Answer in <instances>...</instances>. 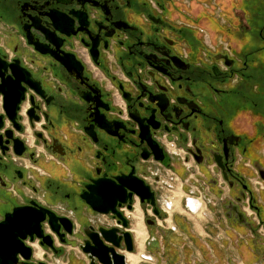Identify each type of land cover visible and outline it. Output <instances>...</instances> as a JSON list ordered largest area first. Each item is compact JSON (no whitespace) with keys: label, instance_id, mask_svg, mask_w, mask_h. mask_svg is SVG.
I'll return each mask as SVG.
<instances>
[{"label":"flooded vegetation","instance_id":"af4514ba","mask_svg":"<svg viewBox=\"0 0 264 264\" xmlns=\"http://www.w3.org/2000/svg\"><path fill=\"white\" fill-rule=\"evenodd\" d=\"M169 3L0 0V224L16 208L28 207L70 221L74 230L76 224L85 225L81 230L98 229L87 215H102L81 199L86 186L104 174L114 179L130 173L154 193L159 215L139 203L151 216L146 219L153 222L150 227L166 219L159 190L176 186L173 173H209L207 185L220 189L237 184L244 191L242 201L258 216L249 185L236 171L248 145L228 128L227 118L230 102L234 109L255 107L264 118V67L251 74L249 60L228 41L215 46L189 42L186 27L192 26L174 21ZM207 6L219 18L216 0ZM258 34L262 47L253 52L261 56L264 26ZM70 55L80 73L61 63ZM14 64L39 84L41 95L15 80ZM235 98H242L241 106ZM71 107L80 109L82 117L73 121ZM31 109L38 121L30 119ZM97 117L104 118L105 129L98 126ZM143 133L148 134L141 138ZM150 140L162 149L163 161L154 159ZM165 173H172L168 180ZM137 201L134 198L130 229L126 206L119 208L128 220L126 229L112 216H103L111 218L112 226L101 227L130 230L140 253L137 224L145 235L146 230ZM48 220L45 215L40 226L50 246L35 235L23 232L22 238L18 228H12L2 235L6 242H0L5 247L0 264H57L64 247L75 241L74 233L60 229V238ZM15 235L16 242L9 243ZM80 237L78 247L86 239L83 232ZM138 253H125L126 262L135 264Z\"/></svg>","mask_w":264,"mask_h":264},{"label":"crops","instance_id":"0c3cea01","mask_svg":"<svg viewBox=\"0 0 264 264\" xmlns=\"http://www.w3.org/2000/svg\"><path fill=\"white\" fill-rule=\"evenodd\" d=\"M208 2L170 0L169 9L174 21L192 26L186 27L189 42L202 46L205 41L215 46L220 41H228L238 55L249 60L250 73H260L264 54L256 55L253 51L262 47L258 31L264 26V0H216L217 17L221 16L225 23L214 17L213 7H208ZM234 101L238 102L237 107L242 105V98ZM229 105L231 114L227 126L248 145L236 171L249 185L258 216L247 213V202L242 201L244 191L237 184L230 183L220 189L207 185L211 178L209 173H173L178 177L176 186L172 190H159L161 209L172 200V209L165 219L168 233L162 234L168 239L167 244L161 245L164 255L168 252L182 257L185 252H193L199 256L197 262L201 264H264V173L260 172L264 171V118L255 107L234 109L231 102ZM171 175L165 173L163 178L168 180ZM177 189L179 195L175 194ZM188 196L201 204L198 213L190 214L184 207V198ZM239 213L244 217L237 219ZM91 216L92 213L88 214L93 218ZM83 226L75 225L77 241L81 240L79 232ZM173 227L175 231H171ZM76 247L77 242L68 243L64 249L74 251Z\"/></svg>","mask_w":264,"mask_h":264},{"label":"water","instance_id":"95a60500","mask_svg":"<svg viewBox=\"0 0 264 264\" xmlns=\"http://www.w3.org/2000/svg\"><path fill=\"white\" fill-rule=\"evenodd\" d=\"M30 45H32V43H30ZM35 49L44 53V51H41L38 47H35ZM90 52L93 54V48ZM61 63L69 71L71 69H77L80 73L81 67H78L79 64L76 63L74 56L70 55L63 58ZM15 64L11 71L15 76V80L17 79L18 82L24 83L28 88L41 95L39 84L33 82L30 74L23 69L17 68ZM25 91L26 88L24 87L21 88L19 92L21 101L24 100L22 94ZM12 114L14 116L13 112ZM29 117L36 121L39 120V118L34 117V109L30 110ZM96 123L100 128L105 129L106 122L104 118L97 117ZM85 132L95 141V136L90 133L88 129H85ZM145 135L144 133L141 134V138H144ZM148 142L152 148L154 159L160 162L163 161L164 156L162 149H160L158 144L154 141L150 140ZM144 158L146 159L147 157L145 156ZM134 198H138L140 204L146 203L153 207L154 214L159 215L158 209L156 208L154 193L144 181L133 177V173H130L128 176H118L114 179H109L107 175L104 174L96 180H91L90 184L86 186V191L81 195V199L94 213L102 216H112L114 220H118V224H121L124 229L128 227V220L119 211V208L126 206L127 210L131 211ZM45 215L49 217L48 225L52 231L59 234L60 229H63L67 235H73L74 229L70 221L58 219L54 213L46 209L39 208L35 210L23 207L16 208L11 214H8L5 221L0 224V242L4 244L6 240L4 241V236L2 235L6 234L10 229L17 227V234H21L22 238H25L23 232L25 234L35 235L37 238L42 239V245L50 246V243L46 241L47 237H43L40 226V224L45 221ZM238 216L241 217L240 214H238ZM146 225L153 226V222L147 220ZM82 232L86 239L78 248L88 258L89 264H127L125 255L119 252L134 253L135 251L134 238L130 230L123 231L116 227H100L95 229L93 226H88L84 227ZM59 236L62 238L64 234H59ZM16 238V235L13 236L9 243L16 242ZM61 242L63 243L64 241L61 240ZM4 249V246L0 247V250ZM25 249L29 250L28 248ZM4 253L5 252H2V255H4Z\"/></svg>","mask_w":264,"mask_h":264},{"label":"rangeland","instance_id":"374dc122","mask_svg":"<svg viewBox=\"0 0 264 264\" xmlns=\"http://www.w3.org/2000/svg\"><path fill=\"white\" fill-rule=\"evenodd\" d=\"M218 8L219 7L215 8L217 12H218ZM217 19H218V21H220V23H225V21L223 20V18L221 16H219V18H217ZM203 36L205 37V35H203ZM193 70H195V69L193 68ZM262 110H263V108H262ZM69 116L73 119V121H76L78 118L82 117V112L78 108L71 107L69 110ZM77 166H79V167H77V169L84 171L83 175L87 174L85 172L86 171L85 168L82 165H77ZM60 172H62V171L60 170ZM58 174L60 177L64 175V173H58ZM178 192L180 193L179 189L176 190V193H178ZM136 203L139 204V201H137ZM139 207L141 209L142 218H143L142 222H143V225H144L145 230H146L147 238H146V241L144 243L143 251H141L140 253L137 252L136 244H134L135 245V251L133 254H137V253L140 254V258L138 256V259H137L135 264H201V263L197 262V259H199V256L195 255L193 252L192 253L191 252H185L184 254H181L182 257H175L176 255L174 256V254H172V253H170V254H172V255H170V254H168V252L165 253V255H164V253L161 250V245L164 243L165 244L168 243V239L165 237H162L163 233H166V234L168 233L167 229H166L167 223L165 222V219L164 220H158L155 227H150V226L146 225V223H145L146 219L151 217L150 215L147 216L148 214L145 213L146 206H142L139 204ZM134 210H132L131 212L126 211V216L128 217L129 222H130L129 229L131 228V226L134 223V220L132 218V213L134 212ZM85 212L86 211H84V213ZM247 213L249 214L250 212L248 211ZM91 217H93V218H90L91 221L94 222L93 225L98 226V227H101L102 225H104L106 227V226H110V224H113L112 223L113 221L111 220L110 217H102V216H100V217L91 216ZM84 224H86V221L84 222ZM81 234H82V232L80 231L79 235H81ZM73 242L79 243L80 240L79 241L75 240ZM73 242H71V243H73ZM125 253L126 252H124V255H125ZM57 260H58L57 264H70L72 262L73 263H80V264H87L88 263L86 256L82 253V251H80V249L78 247H76L74 251L69 250V248H66V250L63 249V253L58 256ZM127 264H129V263H127ZM202 264H205V262ZM208 264H211V263L208 262Z\"/></svg>","mask_w":264,"mask_h":264},{"label":"built area","instance_id":"2783aa9c","mask_svg":"<svg viewBox=\"0 0 264 264\" xmlns=\"http://www.w3.org/2000/svg\"><path fill=\"white\" fill-rule=\"evenodd\" d=\"M184 207L187 209V211L190 214H196L199 212L200 208H201V204L198 202V199L193 198L191 196H188L186 198H184ZM172 209V200L168 201L165 204V209H161L162 214L165 215V217L169 215L170 210ZM249 211V210H248ZM251 210H250V214H251ZM166 222V220H165ZM171 231H175V228H171Z\"/></svg>","mask_w":264,"mask_h":264},{"label":"bare ground","instance_id":"6f19581e","mask_svg":"<svg viewBox=\"0 0 264 264\" xmlns=\"http://www.w3.org/2000/svg\"><path fill=\"white\" fill-rule=\"evenodd\" d=\"M136 228H137V232H135V234H136V239L138 241V251H142V246L145 241L146 235L144 234L142 225L140 223L137 224Z\"/></svg>","mask_w":264,"mask_h":264}]
</instances>
